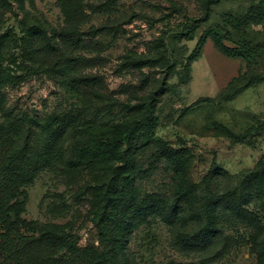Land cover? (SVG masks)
I'll list each match as a JSON object with an SVG mask.
<instances>
[{
    "label": "rangeland",
    "instance_id": "374dc122",
    "mask_svg": "<svg viewBox=\"0 0 264 264\" xmlns=\"http://www.w3.org/2000/svg\"><path fill=\"white\" fill-rule=\"evenodd\" d=\"M64 3L0 0V34L8 32L5 65L15 76L5 91L16 113L67 126V145L126 119L129 104L139 102L156 80L167 81L168 90L156 102L152 138L168 142L171 157L154 143H141L133 153L136 207L145 211L149 206L150 213L131 236L128 264H264V215L255 226L223 214L219 235L205 250L178 241L180 234L207 224L204 207L211 192L235 186L264 158V82L233 98L227 90L245 70L243 58L221 53L208 38L201 57L191 63V80L183 81L188 57L210 29L222 31L228 46L235 45L228 36L264 42V21H256L264 13V0H217L207 20L198 0H69L67 11ZM37 28L43 41L33 35ZM183 28H197L196 37L181 39ZM70 33L80 43L62 39ZM49 36L58 41L54 52L27 53L28 44L40 48ZM158 54L175 69L146 64ZM254 62L255 70L264 73V57ZM83 78L91 82L71 85ZM216 166L228 173H217L210 186L208 175ZM93 177L84 167L73 173L74 184L42 173L27 189L22 218L68 223L81 247L111 248L96 226ZM119 196L127 201L126 195ZM49 202L66 206V213L53 216ZM174 205L177 219L169 222L166 213Z\"/></svg>",
    "mask_w": 264,
    "mask_h": 264
},
{
    "label": "trees",
    "instance_id": "16d2710c",
    "mask_svg": "<svg viewBox=\"0 0 264 264\" xmlns=\"http://www.w3.org/2000/svg\"><path fill=\"white\" fill-rule=\"evenodd\" d=\"M198 1L204 7L203 20H207L211 5L217 0ZM67 3L69 0L64 3V11L68 10ZM256 21L263 22L264 13ZM33 32L43 41L38 28ZM7 34H0V264H128L127 249L131 236L150 213L149 206L145 211L136 207L138 174L131 161L133 153L141 143H154L161 153L171 157L169 143L152 138L157 126L156 102L168 90L167 81L156 80L139 102L129 104L132 112L126 119L104 130L96 129L87 136L68 140L66 145L67 126L59 123L55 127L53 120L36 118L25 111L16 113L9 104L5 89L14 82L15 76L10 72V66L5 65ZM196 35L197 28H183L180 38L192 40ZM208 38L221 53L243 58L246 62L245 70L228 86L229 98L264 82V73L254 68V61L264 57V42L254 44L228 36L235 43L228 46L225 43L227 36L222 31L210 29L188 57L184 83L191 80V63L201 57ZM62 39L80 43L74 33L62 36ZM56 43L58 41L49 36L40 48L28 44L27 53L33 54L35 50L38 53L54 52ZM155 57L146 64L150 67L167 65L171 71L175 69L166 56L158 54ZM41 65L45 66V63ZM45 67L55 69L54 65ZM89 82L91 78H83L72 80L71 85ZM82 167L88 168L94 176L92 189L98 197L96 226L102 241L112 244L109 249L94 245L81 247L78 236L68 223L28 221L21 216L29 199L27 189L42 173L65 177L70 179L68 184H74L73 173ZM218 169L216 166L208 175V185L213 184L217 173H228L226 170L218 172ZM238 181L224 192H211L204 207L207 224L194 233L180 234V243L196 249L210 248L220 232L219 219L226 213L250 225H259L264 215V158ZM119 195H126L127 201L122 202ZM176 209L174 205L166 213L169 222L176 221ZM47 210L53 216H63L67 211L66 206L57 202H49Z\"/></svg>",
    "mask_w": 264,
    "mask_h": 264
}]
</instances>
